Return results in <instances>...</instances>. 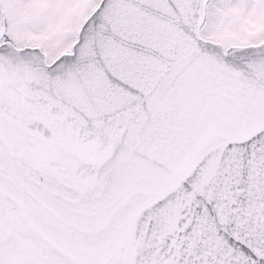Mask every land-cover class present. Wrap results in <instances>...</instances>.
Listing matches in <instances>:
<instances>
[{
	"label": "snow or ice",
	"instance_id": "obj_1",
	"mask_svg": "<svg viewBox=\"0 0 264 264\" xmlns=\"http://www.w3.org/2000/svg\"><path fill=\"white\" fill-rule=\"evenodd\" d=\"M0 264H264V0H0Z\"/></svg>",
	"mask_w": 264,
	"mask_h": 264
}]
</instances>
